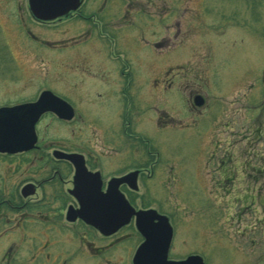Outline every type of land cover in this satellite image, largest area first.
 <instances>
[{"label":"flooded vegetation","instance_id":"obj_1","mask_svg":"<svg viewBox=\"0 0 264 264\" xmlns=\"http://www.w3.org/2000/svg\"><path fill=\"white\" fill-rule=\"evenodd\" d=\"M221 3L81 0L68 16L38 20L31 14L37 23L53 25L57 30L70 21L82 23L81 32L55 40L52 45L72 47L74 51L83 45V54L73 56L77 58L58 61L59 66H67L69 74H58L56 78L87 79L88 107L84 108L107 110L106 119L114 113L117 119L109 124L105 121L102 127L105 144L111 147L96 150L87 145L83 150L77 149L73 128L81 108L76 93L81 85L73 82L69 94L48 90L68 103L73 116L62 119L49 111L41 115L36 126L43 118L53 117L73 126L72 139L68 145L58 144L47 150L36 131L37 141L31 149L0 151V162L6 164L0 166V264H134V255L144 241L136 216L117 231L103 233L78 215L81 197L94 205L116 206L121 194L136 211L154 209L166 216L174 237L176 228L171 217L145 204L140 194L141 185L147 188L142 181L144 176L150 181L158 170L161 153L152 134L157 126L160 132L201 127L197 139L200 150L194 164L211 176L214 189H243L247 192L242 199L245 206L252 199L250 191L264 189V148L257 147L264 141V134L261 125L251 129L252 121L264 119V58L259 62V77L255 78L259 79L260 88L257 106H253V78H223L215 56L210 82L212 100L204 87H208L209 77L171 59L200 58L185 54L188 33L194 30L252 29L250 8H246L247 15L245 7L223 9ZM66 33L68 30L59 36ZM32 38L35 42L41 40L33 34ZM44 91L47 90L33 100L12 106L33 103ZM8 106L11 105L0 107ZM87 123L92 127L96 122L89 119ZM203 124H207L206 129L211 128L210 134H203ZM59 152L81 155L87 175L78 176L75 164L60 158ZM253 159L259 160L258 165ZM134 172L137 176L133 185L131 181H113ZM172 245L173 239L170 250Z\"/></svg>","mask_w":264,"mask_h":264},{"label":"rangeland","instance_id":"obj_2","mask_svg":"<svg viewBox=\"0 0 264 264\" xmlns=\"http://www.w3.org/2000/svg\"><path fill=\"white\" fill-rule=\"evenodd\" d=\"M243 1L233 0L229 3L221 0V6L223 9L227 6L236 9L245 7V13L246 8H250L252 29L194 30L188 33L185 54L187 57L192 55L200 58L171 59L180 60L177 62L191 70L204 72V76L209 77L208 81L210 79L208 87H204L212 100L213 87L210 82L212 57L215 56L214 61L221 67L223 78L235 81L244 75L253 78V93L256 92L253 102L256 105L253 106H257L260 103V88L259 79L255 78L259 77V62L264 58V0ZM208 6L212 7L211 4ZM55 28L33 20L29 0H0V106L33 100L43 90L55 92L58 89V92L69 94L73 82L77 81L81 85L76 90L81 108L78 109L75 128L53 117L43 118L36 126L42 147L52 150L58 144L68 145L72 139L71 130L75 129L77 149L83 150L89 145V149L106 150L111 145L105 144L102 127L105 121L108 124L116 122L115 113L106 119L107 110L84 108L88 102L87 79L56 78L58 74H69L67 66H59L58 61L77 58L73 56L83 54V45L75 51L72 47L63 49L52 45L55 40H64L81 32L82 23L70 21L59 30ZM67 30L68 33L59 36ZM32 34L41 40L35 42ZM243 40L246 43L240 44ZM233 43L236 45L216 46ZM89 119L95 120V126L91 127L87 123ZM206 125H202L203 134H210L211 128L206 129ZM257 125H261L264 134V119L252 121L251 129ZM236 128L237 131L241 129L239 126ZM157 129L158 126L152 134L158 145L157 150L161 153L156 165L158 170L150 181L144 176L142 181L147 188L143 189L141 185L140 194L144 196L145 204L171 217L176 229L169 257L184 259L195 254L201 256L205 264H264V189L250 191L252 199L247 206L242 200L247 194L243 189H214L209 181L211 176L203 174L201 166L194 164L196 152L200 150L197 149V139L201 127L199 130L193 128L167 132ZM257 147L264 148V141ZM254 162L258 165L259 160L253 159ZM3 165L6 166L0 162V166ZM14 165L16 162L11 164ZM151 183L155 184L152 186Z\"/></svg>","mask_w":264,"mask_h":264},{"label":"water","instance_id":"obj_3","mask_svg":"<svg viewBox=\"0 0 264 264\" xmlns=\"http://www.w3.org/2000/svg\"><path fill=\"white\" fill-rule=\"evenodd\" d=\"M81 0H29V10L38 20H53L68 16L75 11ZM56 113L62 119H71L73 111L67 102L55 96L51 91H44L33 103L0 108V151L17 152L31 149L36 141L35 126L41 115L46 112ZM59 157L72 161L78 176H86L83 157L77 154L59 152ZM137 172L130 173L113 181L117 183L136 182ZM82 182L80 183V188ZM80 198V197H79ZM81 208L78 215L103 233H112L126 225L132 216H136V225L144 238L137 249L134 264H205L199 255H189L182 260L168 258L173 238V229L166 216L154 209L136 211L120 194L118 204L94 205L80 198ZM117 211V212H114ZM117 218V220H111ZM157 222H154V221Z\"/></svg>","mask_w":264,"mask_h":264}]
</instances>
